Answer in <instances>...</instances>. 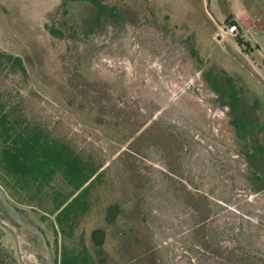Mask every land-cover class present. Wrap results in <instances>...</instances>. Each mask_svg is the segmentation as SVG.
<instances>
[{
	"label": "rangeland",
	"instance_id": "rangeland-1",
	"mask_svg": "<svg viewBox=\"0 0 264 264\" xmlns=\"http://www.w3.org/2000/svg\"><path fill=\"white\" fill-rule=\"evenodd\" d=\"M96 1L0 0V97L100 167L72 238L13 202L55 257L102 228L101 264H264V55L217 34L262 0ZM0 232L47 264L1 201Z\"/></svg>",
	"mask_w": 264,
	"mask_h": 264
},
{
	"label": "trees",
	"instance_id": "trees-1",
	"mask_svg": "<svg viewBox=\"0 0 264 264\" xmlns=\"http://www.w3.org/2000/svg\"><path fill=\"white\" fill-rule=\"evenodd\" d=\"M91 1L100 9L108 8L99 1ZM46 27L52 35H57V29L49 24ZM239 42L244 43L240 38ZM17 109L0 97V184L12 201L39 212L42 220L53 216L51 224L57 226L64 237L72 238L88 209V195L93 182L100 176V167L92 166L68 142L53 137L42 124L17 114ZM118 211V204L110 205L107 220L112 222ZM82 238L79 246L71 248L66 243H58L56 238L58 264L102 263L100 254L106 231L102 228L92 230L94 247L86 243L84 236ZM9 256L0 232V264H11Z\"/></svg>",
	"mask_w": 264,
	"mask_h": 264
},
{
	"label": "water",
	"instance_id": "water-1",
	"mask_svg": "<svg viewBox=\"0 0 264 264\" xmlns=\"http://www.w3.org/2000/svg\"><path fill=\"white\" fill-rule=\"evenodd\" d=\"M0 201L5 207V209L8 211V213L20 224L21 227H23L29 232L34 233L38 237L46 255V263L58 264L53 253L50 241L47 235L45 234L44 230L33 220H31L28 215L9 198L6 191L1 185Z\"/></svg>",
	"mask_w": 264,
	"mask_h": 264
},
{
	"label": "built area",
	"instance_id": "built-area-1",
	"mask_svg": "<svg viewBox=\"0 0 264 264\" xmlns=\"http://www.w3.org/2000/svg\"><path fill=\"white\" fill-rule=\"evenodd\" d=\"M217 34L221 40L226 39L227 36L240 38L244 41H251L257 37L254 23L247 19L244 21L243 25H240L238 22L223 24L219 27V32Z\"/></svg>",
	"mask_w": 264,
	"mask_h": 264
},
{
	"label": "crops",
	"instance_id": "crops-1",
	"mask_svg": "<svg viewBox=\"0 0 264 264\" xmlns=\"http://www.w3.org/2000/svg\"><path fill=\"white\" fill-rule=\"evenodd\" d=\"M253 23H254L255 31L257 33L256 38H258L256 40L257 46L260 48L261 52L264 55V0H262L261 2V14H260L259 25L256 24L254 21ZM258 40L260 41V44L258 43Z\"/></svg>",
	"mask_w": 264,
	"mask_h": 264
}]
</instances>
